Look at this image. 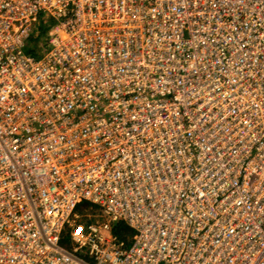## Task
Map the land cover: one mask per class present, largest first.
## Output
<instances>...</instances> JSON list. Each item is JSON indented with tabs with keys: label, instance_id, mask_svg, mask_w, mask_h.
<instances>
[{
	"label": "built area",
	"instance_id": "built-area-1",
	"mask_svg": "<svg viewBox=\"0 0 264 264\" xmlns=\"http://www.w3.org/2000/svg\"><path fill=\"white\" fill-rule=\"evenodd\" d=\"M0 264H264V0H0Z\"/></svg>",
	"mask_w": 264,
	"mask_h": 264
},
{
	"label": "trees",
	"instance_id": "trees-1",
	"mask_svg": "<svg viewBox=\"0 0 264 264\" xmlns=\"http://www.w3.org/2000/svg\"><path fill=\"white\" fill-rule=\"evenodd\" d=\"M50 23H51L50 20H48L47 22H45L44 20L40 21L39 26H38V29L40 31V36L37 39L31 40V42H29L27 44V46H26V52L27 53L33 54L34 56L40 55V50H41V47L39 45L40 37L42 35L44 36L45 31H46L47 27L50 25ZM87 204H88V202L81 203V205L78 206V209L81 210V208H83V206H86ZM116 228L118 230V233H120L122 235L127 233L128 231H130L129 228L124 223H119Z\"/></svg>",
	"mask_w": 264,
	"mask_h": 264
}]
</instances>
